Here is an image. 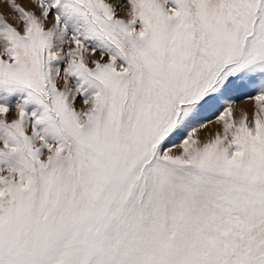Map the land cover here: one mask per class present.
Wrapping results in <instances>:
<instances>
[{
    "label": "snow or ice",
    "instance_id": "obj_1",
    "mask_svg": "<svg viewBox=\"0 0 264 264\" xmlns=\"http://www.w3.org/2000/svg\"><path fill=\"white\" fill-rule=\"evenodd\" d=\"M3 3L0 264H264V0Z\"/></svg>",
    "mask_w": 264,
    "mask_h": 264
},
{
    "label": "rangeland",
    "instance_id": "obj_2",
    "mask_svg": "<svg viewBox=\"0 0 264 264\" xmlns=\"http://www.w3.org/2000/svg\"><path fill=\"white\" fill-rule=\"evenodd\" d=\"M19 2L27 5L28 0H19ZM0 10L7 11V9L4 7L3 0H0ZM241 107H247V105H241Z\"/></svg>",
    "mask_w": 264,
    "mask_h": 264
}]
</instances>
